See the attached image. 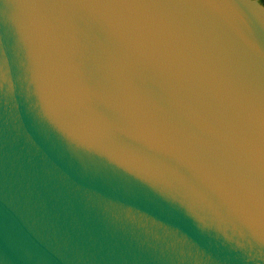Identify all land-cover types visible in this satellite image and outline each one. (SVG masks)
I'll return each instance as SVG.
<instances>
[{"label": "water", "instance_id": "95a60500", "mask_svg": "<svg viewBox=\"0 0 264 264\" xmlns=\"http://www.w3.org/2000/svg\"><path fill=\"white\" fill-rule=\"evenodd\" d=\"M0 264H264L261 0H0Z\"/></svg>", "mask_w": 264, "mask_h": 264}, {"label": "flooded vegetation", "instance_id": "af4514ba", "mask_svg": "<svg viewBox=\"0 0 264 264\" xmlns=\"http://www.w3.org/2000/svg\"><path fill=\"white\" fill-rule=\"evenodd\" d=\"M261 2L263 3V5H264V0H261Z\"/></svg>", "mask_w": 264, "mask_h": 264}]
</instances>
